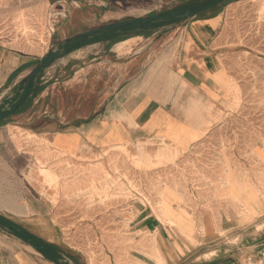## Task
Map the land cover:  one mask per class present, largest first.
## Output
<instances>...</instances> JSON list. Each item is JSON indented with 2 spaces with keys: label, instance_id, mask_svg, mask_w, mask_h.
<instances>
[{
  "label": "rangeland",
  "instance_id": "rangeland-1",
  "mask_svg": "<svg viewBox=\"0 0 264 264\" xmlns=\"http://www.w3.org/2000/svg\"><path fill=\"white\" fill-rule=\"evenodd\" d=\"M201 1L207 0H156L134 16L105 21L93 6L85 12V17L79 14L61 18L47 1L45 5L27 8L18 0H0L1 12L10 7L9 3L13 11L0 17V42L46 57L51 51L67 52L71 48H66V43L112 22L129 18L149 21L151 17L171 16L175 12L183 15L188 8L202 4ZM263 5L261 0H227L186 18L152 22L132 36L142 37L133 45L137 52L143 46L176 42L195 21L219 17L214 23H219L217 39L221 43L217 45L222 46L228 74L223 68L214 69L206 79L214 95L226 100L231 98L226 103L229 113L205 137L204 147L188 149L182 159L165 151H159L155 157L143 150L134 155L119 146L96 160L74 163L61 159L51 164L62 155L52 153L38 134L45 130H64L98 116L106 104V94L114 93L122 83L119 64L126 67L137 57L131 55L128 60H117L109 52L115 45L109 40L91 47L82 46L42 69L41 75L32 77L29 89L30 80L12 89L10 98L7 95L6 101H0L4 103L0 114H7L0 124H8L9 138L19 153H27L37 160L44 185L53 193L51 197L45 193V197L54 209L55 221L51 228H21L37 243L59 250L71 264H132L131 258L137 253L163 264L152 237L130 228L138 207L157 211L162 203L167 208L168 202L176 199L177 192L205 190L212 195L210 191L216 192L219 188L247 193L251 203H257L259 195H264ZM209 35L199 26H193L188 33L190 41L202 45H206ZM126 45L119 43L116 50L122 52ZM129 51L132 50L129 48ZM148 57H141L142 64L148 62ZM137 69L129 66L124 70V77L145 72ZM20 184L19 176L13 175L12 185ZM194 196L190 195L193 203L198 201ZM199 197L200 200L201 194ZM164 216L167 217L166 212ZM255 229L260 231L261 224ZM34 253L44 264H56L41 251ZM213 257L215 253H209L205 259L209 261ZM194 260L201 262L198 256Z\"/></svg>",
  "mask_w": 264,
  "mask_h": 264
},
{
  "label": "crops",
  "instance_id": "crops-1",
  "mask_svg": "<svg viewBox=\"0 0 264 264\" xmlns=\"http://www.w3.org/2000/svg\"><path fill=\"white\" fill-rule=\"evenodd\" d=\"M18 1L27 8L28 5H45L47 1L61 18L84 16L93 6L103 20L110 21L134 16L156 0ZM11 5L0 11V17L13 12ZM218 19L195 21L178 41L162 46H143L135 52L133 45L140 42L141 36L119 42L127 44L122 52L116 50L119 43L112 46L109 52L119 61L128 60L131 55L137 57L126 67L119 64L122 83L114 93L106 94V104L98 116L64 130H45L38 134L52 153L62 155L51 164L61 159L74 163L96 160L119 146L134 155L143 150L155 157L159 151H165L178 156L177 159H182L194 146L204 147L205 137L228 115L226 103L231 100L214 95L206 79L214 69L223 68L227 72L222 46L217 45L221 43L217 39L219 23L214 25ZM193 26L210 34L206 45L190 41L188 33ZM71 53L64 52L57 60ZM143 55H149L144 64ZM44 57L0 42V101L10 98L12 89L27 80H30L29 89L32 77L41 75ZM129 66H137V71L145 72L125 78L124 70ZM9 134L8 124H0V217L26 230L51 228L55 224L54 209L48 205L45 193L49 197L53 193L44 185L37 160L27 153H19ZM13 175L19 176L20 185H12ZM210 193L212 195L205 190L194 193L183 190L177 192L174 201L168 202L167 208L163 203L157 211L138 207L130 228L152 237L163 264H240L247 252L261 251L264 248V195H259L257 203H251L247 193L227 188ZM191 194L198 201L193 203ZM258 223L260 231L255 229ZM35 250L39 251L0 224V264H44ZM209 253H215V257L206 261ZM142 256L133 255L131 263L158 264L157 259ZM197 256L200 263L194 262Z\"/></svg>",
  "mask_w": 264,
  "mask_h": 264
},
{
  "label": "trees",
  "instance_id": "trees-1",
  "mask_svg": "<svg viewBox=\"0 0 264 264\" xmlns=\"http://www.w3.org/2000/svg\"><path fill=\"white\" fill-rule=\"evenodd\" d=\"M147 19H135L129 18L121 21H115L100 29L103 33L102 35L96 36L92 39L84 38V41L80 45H75L73 48L69 49L67 53H70L82 46L91 45L94 43H99L103 40L111 41V44H117L119 42H123L131 38L134 34L133 31L144 29L153 23L149 21L145 24ZM82 37V36H81ZM85 40H87L85 42ZM64 53H61L60 50L57 52L51 51L42 61L41 69L47 68L51 66L58 58L63 56ZM3 116H7V114H3ZM0 224L2 227L8 230L9 233L18 236L19 238H25L29 243H37L35 238L32 237L27 231L23 230L21 227L16 225L15 223L0 217ZM51 261L55 262L54 259L50 256H47Z\"/></svg>",
  "mask_w": 264,
  "mask_h": 264
},
{
  "label": "flooded vegetation",
  "instance_id": "flooded-vegetation-1",
  "mask_svg": "<svg viewBox=\"0 0 264 264\" xmlns=\"http://www.w3.org/2000/svg\"><path fill=\"white\" fill-rule=\"evenodd\" d=\"M227 0H207L206 2L199 4V5H195L194 7L188 8L187 10H191V14L193 13H200L203 12L204 10H208L210 8H213L215 6L220 5L223 2H226ZM139 30H143V29H139ZM97 32L93 33H89V35L87 36H82L80 38H77L76 40L69 42L65 47L66 48H72L73 46H75L76 44H78L77 42L80 41V43L82 42V40H84V38H88V39H92L96 36L102 35L103 33L100 31V29L96 30ZM92 37V38H91ZM79 43V44H80ZM35 246H39L42 249L39 250L42 253L46 254L47 256H50L54 259L55 263L58 262L59 264H71V261L69 259H66V256L64 254H62L59 250H57L56 248L49 246L45 243H32ZM57 264V263H56Z\"/></svg>",
  "mask_w": 264,
  "mask_h": 264
},
{
  "label": "water",
  "instance_id": "water-1",
  "mask_svg": "<svg viewBox=\"0 0 264 264\" xmlns=\"http://www.w3.org/2000/svg\"><path fill=\"white\" fill-rule=\"evenodd\" d=\"M205 1H201V3H204ZM191 15V10H187L185 11V13L183 15L180 14V12H175L173 13L171 16H154V17H151L149 19V21L151 22H154V23H164V22H168L170 21L171 19L173 18H176V17H181V18H186L188 16ZM148 20L145 21V24L149 22ZM141 30H136V31H133L132 34H136L138 32H140ZM97 32L96 30L93 31V33ZM89 35V33H85L83 34L82 36H87ZM92 38V37H91ZM78 44L80 43V41L77 42ZM68 43H66L67 45ZM4 118L3 115L0 114V121ZM24 241H27L25 238H22ZM34 248H36L37 250H41L42 248L39 247V246H35L33 244H31ZM57 264H59L58 262H56Z\"/></svg>",
  "mask_w": 264,
  "mask_h": 264
},
{
  "label": "built area",
  "instance_id": "built-area-1",
  "mask_svg": "<svg viewBox=\"0 0 264 264\" xmlns=\"http://www.w3.org/2000/svg\"><path fill=\"white\" fill-rule=\"evenodd\" d=\"M195 147H198V146H194V148ZM240 264H264V248L258 253L247 252L244 257L243 262Z\"/></svg>",
  "mask_w": 264,
  "mask_h": 264
},
{
  "label": "bare ground",
  "instance_id": "bare-ground-1",
  "mask_svg": "<svg viewBox=\"0 0 264 264\" xmlns=\"http://www.w3.org/2000/svg\"><path fill=\"white\" fill-rule=\"evenodd\" d=\"M261 1H263L264 2V0H261ZM263 10H264V5H263ZM9 199V198H8ZM10 201V200H9ZM12 202V201H11ZM10 205V204H9ZM11 207V206H10Z\"/></svg>",
  "mask_w": 264,
  "mask_h": 264
}]
</instances>
